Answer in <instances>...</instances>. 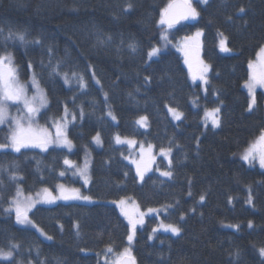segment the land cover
<instances>
[{"label":"trees","instance_id":"1","mask_svg":"<svg viewBox=\"0 0 264 264\" xmlns=\"http://www.w3.org/2000/svg\"><path fill=\"white\" fill-rule=\"evenodd\" d=\"M172 1L0 0V42L9 29L41 41L26 46L10 41L7 49L0 46V55L12 53L22 80L35 71L48 99L41 119L61 118L67 107L75 147L0 149V249L7 251L10 242L19 245L13 260L0 259V264H106L109 247L119 252L127 245L129 224L112 203L127 196L144 209L170 205L137 230L132 254L138 264H264L259 255L264 169L240 158L264 129V91H257L249 111L244 87L249 61L264 45V0H196L197 19L173 26L172 41L203 29V58L210 66L206 87L190 79L182 54L172 46L149 59L150 50L162 44L167 25L159 23L161 11ZM128 4L132 7L125 10ZM220 33L230 52L220 50ZM98 36L111 40L101 44ZM56 65L58 75L52 72ZM169 106L183 113L181 120L171 117ZM207 108L220 109L219 127L203 122ZM142 116L148 128L137 123ZM8 134V126L0 125V143ZM97 134L99 147L93 143ZM116 135L170 148V161L159 157L157 170L140 182L126 160L130 149L116 145ZM86 153L91 155L88 187L64 163L81 165ZM166 170L171 177L161 175ZM13 173L22 179L10 180ZM61 182L79 187L93 201L39 204L29 214L30 225L17 224L14 213L5 212L17 185L33 193ZM162 223L179 227V235L153 231ZM237 251L238 260L231 255Z\"/></svg>","mask_w":264,"mask_h":264},{"label":"snow or ice","instance_id":"2","mask_svg":"<svg viewBox=\"0 0 264 264\" xmlns=\"http://www.w3.org/2000/svg\"><path fill=\"white\" fill-rule=\"evenodd\" d=\"M201 3H207V0H200ZM132 5L128 4L125 10L131 9ZM240 12H244V8L239 9ZM199 13L196 8L193 6L192 0H181L180 4L175 2L169 3L162 11L160 16L159 23L161 25H167L168 28H172L175 23H178L181 19H195ZM4 32L3 28H0V34ZM197 36L200 35L198 32ZM167 39V37H163ZM99 43L103 44L111 40V37L103 39L97 37ZM13 44L19 43L20 45L26 46L29 43L40 44L39 39H33L29 41L28 33L23 30H8L6 36L3 37V41L0 42V46L5 49L8 48L9 42ZM133 51H135L134 45H129ZM221 50L224 52L230 51L229 48L225 46V41L221 40ZM51 51V49H49ZM160 48H152L148 53L149 58L159 55ZM187 55V53H186ZM51 64V61L49 62ZM187 63V60H186ZM202 64V62H201ZM32 63H28V68L32 69ZM249 78L245 83V87L248 90L250 97V102L248 104V110L252 111L256 104L255 91L257 88H264V45H262L256 53V60L249 61ZM59 65H56L52 68V72L59 74ZM209 70L208 65H202L200 69V79L207 83L204 73ZM73 76H77L76 73H72ZM78 82L80 87L86 88L87 84L84 81L83 76H78ZM196 77L194 76L193 79ZM64 82L69 83V77L67 73L63 75ZM99 83V81H97ZM29 84L32 88L35 89L33 95H28ZM106 95V94H105ZM48 104V99L43 89L40 87V83L37 79L35 71H32L29 82L21 83L19 77V69L15 63L14 56L11 52L5 51L4 54L0 55V125L7 124L9 125L10 131L6 136L5 143H0V149L11 148L15 152H20L21 149L29 147H38L43 151H47L50 145L56 146H66L69 149L72 147L71 140L68 139L66 128H67V107H65V115L59 120L53 121V127L55 128V134L53 136L52 132L48 128H40L36 126V117L40 113L42 108H45ZM15 106L17 110V115L13 116L11 114V107ZM169 111L172 113L173 117L176 120H180L183 116V113L178 112L176 109L170 108ZM220 111L219 108L212 109L211 112H205V116H212V124L214 127L219 126V119L216 114ZM83 113L81 112V115ZM111 115V113H109ZM115 119V117H112ZM75 119V116H73ZM147 118L141 117L137 123L141 126H145ZM97 143H100L99 135L94 138ZM117 143H134L130 140H122L119 136L116 137ZM151 148V146H149ZM171 149L168 152L161 150L162 155H168ZM241 159L249 164L253 161H258L259 166L264 168V129H261L260 134L256 139L250 143L249 147L242 154ZM64 163L69 167H75L71 160L65 159ZM147 170V168H145ZM79 174L84 177L85 183H88V165L85 164L83 169H79ZM137 172L141 179H143V172L141 171L140 165H137ZM60 175H64V172H61ZM161 175L171 177L172 173L170 171L162 172ZM9 179L12 181H17L22 179L17 177L14 173L9 176ZM3 184V181H0V185ZM60 195L53 196L52 193L45 188L43 194L37 193L36 198H33L31 195H25L23 189L17 185L15 195L9 203V207L5 209V212L15 215V220L17 224L20 225H30L32 224L31 219L29 218V212L35 207V204L38 202L42 203H53L56 199H83L90 200L89 196L81 195L78 189H67L64 185L59 186ZM2 198V197H0ZM201 201L204 200V196L200 197ZM249 203H251V197H249ZM124 201H120V205L123 206ZM123 210V209H122ZM149 211H153L150 209ZM128 216V213H124ZM183 219V217H181ZM142 217L140 219H133L129 216V224L131 226V232L128 235L127 239L129 244H131L136 231V225L142 223ZM78 227V225H77ZM165 231H170L175 235H179L181 229L175 225L167 224L161 225ZM238 227V226H235ZM249 227H252V223L249 222ZM153 231H156L154 229ZM43 234V233H42ZM47 239L51 240L52 237L48 236ZM19 245L10 242L9 249L4 251L0 249V259L11 261L14 258V250H18ZM107 252L112 253L113 249L109 247ZM39 255V252H37ZM234 255L238 260L240 258L239 251L231 254ZM259 255L264 257V247L259 249ZM20 264V262H17ZM31 264V261H29ZM39 264H45L44 261H40ZM106 264L109 262L106 259ZM110 264H135V257L132 256L130 248H125L122 252L116 254Z\"/></svg>","mask_w":264,"mask_h":264},{"label":"rangeland","instance_id":"3","mask_svg":"<svg viewBox=\"0 0 264 264\" xmlns=\"http://www.w3.org/2000/svg\"><path fill=\"white\" fill-rule=\"evenodd\" d=\"M194 1L196 0H192V3L194 4ZM200 1V0H199ZM173 29L172 28H168V26H166V28L164 29L163 33H162V44H160L159 46H157L156 48H160L161 51H164L166 50L169 46H172L174 49H176L178 52H180L183 56V59H184V63L185 65L187 66L188 68V71H189V76H190V79L194 82V83H201L204 87H206V84L204 83L203 80H201L199 77H200V69L202 67V65H208L209 67V70L204 73V76H205V79L208 80V74L210 72V66L209 64L205 61V59L203 58V29H199L198 31H196L195 33H193L192 35L190 36H187V37H184L183 39H178L177 41H172L169 39V34L171 33V30ZM200 33L199 36H197L196 34L197 33ZM163 37H167V39H164ZM221 40H224L225 41V46L227 48L230 49V47L228 46L227 44V39L225 37V35L223 33H220L219 36H218V44H219V48L221 50ZM151 51V50H150ZM160 51V52H161ZM222 51V50H221ZM224 52V51H222ZM230 52V51H228ZM187 53V55H186ZM227 53V52H225ZM2 55V54H1ZM158 56V55H157ZM154 57L156 56H153L151 58H149L150 60L153 59ZM186 60H187V63H186ZM256 60V56L255 58L251 59V61H255ZM202 62V64H201ZM196 77L195 79H193V77ZM20 77V76H19ZM30 79L28 80H22L20 78V81L21 83H27L29 82ZM247 81V80H246ZM246 83V82H245ZM245 85V84H244ZM40 87L43 89L44 93L46 94L45 92V89L41 86L40 84ZM245 87V86H244ZM246 88V87H245ZM247 90V88H246ZM258 90H263L264 91V88H257L256 91H255V97H256V103H257V91ZM248 91V90H247ZM35 92V89L32 88L29 84V87H28V95L31 96L33 95ZM47 96V95H46ZM256 105V104H255ZM47 107V106H46ZM45 107V108H46ZM45 108H42L40 113L37 115L36 117V126L40 127V128H48L50 132H52L53 136L55 134V128L53 127V121L54 120H59L60 118H53V117H46L44 120L41 119V114L42 112L45 110ZM172 108V109H176L178 112H181L179 109L175 108V107H171L169 106L168 107V110ZM212 109H215V108H207L203 111V122L206 124V125H212V116L209 115V116H205V112H211ZM11 114L13 116L17 115V110H16V107L15 106H12L11 109ZM109 113H111V115H109ZM108 113L109 116L111 117H115V120H116V116L115 114L110 110ZM171 117L176 120L172 113L169 111ZM182 113V112H181ZM65 115V114H64ZM218 119H219V122H220V111L218 114H216ZM142 117H146L147 116H142ZM183 117V116H182ZM141 119V117H139L137 119V121H139ZM182 119V118H181ZM180 119V120H181ZM176 121H179V120H176ZM69 124H70V121H69V118L67 117V128H66V133H67V137L69 140H71V138L69 137V133H68V128H69ZM139 124V123H138ZM7 125V124H6ZM140 125V124H139ZM220 125V123H219ZM8 126V130L10 131V128H9V125ZM141 126V125H140ZM141 127H144V128H148V118L146 120V123H145V126H141ZM219 127V126H218ZM97 135H99V139H100V143H97L96 140L94 139L95 137H97ZM94 136L93 138V143L96 145V146H102V138H101V135L100 134H97ZM119 136L122 140H130V141H134V143H117L116 142V137ZM255 140V139H254ZM253 140V141H254ZM252 141V142H253ZM72 142V147L69 149L68 147L66 146H56V145H50L48 148L50 147H63V148H66L70 151H72L75 147H74V143L73 141L71 140ZM114 142L116 145H126L128 146V148L130 149V154L126 156V160L132 164L134 167H135V170L137 172V165L139 164L140 165V168H141V171L143 172V179L140 178V176L138 175V172H137V175L139 177V180L140 182H143L145 177L150 174L151 172L157 170L156 168V164H157V160L159 157H163L165 158L167 161H170V158H171V151L168 155H162L161 154V150L163 149L165 152H168V150L170 148H157L154 144L152 143H141L138 141L137 138L135 137H129V136H121V135H116L114 137ZM251 142V143H252ZM149 146H151V148H149ZM249 147V146H248ZM247 147V148H248ZM246 148V149H247ZM245 149V150H246ZM242 151V153L240 154V158L242 156V154L245 152ZM72 161V160H71ZM73 164L75 165V167H69L67 165V167H69V173L74 175V176H79L82 178L84 184L86 185V187H88L90 185V182H91V155L90 153H86L85 154V157H84V162L83 164H78L76 163L75 161H72ZM87 163L88 165V172H87V175H88V183L86 184L85 183V180H84V177H82L80 174H79V169H83L85 164ZM248 163V162H247ZM249 164V163H248ZM249 165H257L259 166V163L258 161H253V163L249 164ZM260 167V166H259ZM145 168H147V170H145ZM261 168V167H260ZM264 169V168H262ZM169 170H166V171H160V173L162 172H167ZM67 174V171H64V175L62 176H65ZM60 185H64L65 188L67 189H78L79 192L81 193V195H84V196H89L88 194L82 192V190L79 188V187H76L74 185H68L64 182H61L59 183L56 187L54 188H51V187H43L41 188L40 190L36 191V192H33V193H27L25 192L24 190V193L25 195H31L33 198H36V194L37 193H41L43 194V190L45 188H47L53 196H59L60 195V192H59V186ZM21 187V186H20ZM22 188V187H21ZM23 189V188H22ZM16 191V190H15ZM15 195V193H14ZM13 195V196H14ZM90 197V196H89ZM13 198V197H12ZM91 198V197H90ZM59 200H64V199H56L54 202L56 201H59ZM69 200H81V201H93V198H91L90 200H83V199H69ZM124 201V204L123 206L120 205V201ZM66 201V200H65ZM112 203H114L118 209L120 210V212L122 213V215L126 218L128 224H129V216H131L133 219H140L142 217V220L143 222L142 223H138L136 225V231H135V236L131 242V244H129V241L127 239V245L125 248H130L131 250V254L133 253V245H134V242H135V238H136V235H137V230L143 226L148 218V216H158V217H161V213L163 212H166L167 209L170 207V205H164V206H159V207H149V208H146L144 209L140 203L138 202L137 199H135L134 197L132 196H127V197H123V198H120L118 200H114L112 201ZM39 204H42V202H38L35 204V206L39 205ZM9 207V206H8ZM34 208V207H33ZM32 208V209H33ZM123 209V210H122ZM150 209H152L153 211H149ZM31 212V211H30ZM29 212V214H30ZM127 212L128 213V216H126L124 213ZM29 218H30V215H29ZM31 219V218H30ZM32 221V224L34 223L33 220ZM163 225H165L164 223H162ZM161 224V225H162ZM158 226L156 228V230H159V229H163V227ZM129 227H130V232H131V226L129 224ZM164 230V229H163ZM130 234V233H129ZM112 248V247H111ZM124 248V249H125ZM123 249V250H124ZM122 250V251H123ZM122 251H119V252H116L113 250V252L111 253V256L108 260L109 264L110 262L113 260L114 256ZM133 256V254H132Z\"/></svg>","mask_w":264,"mask_h":264},{"label":"water","instance_id":"4","mask_svg":"<svg viewBox=\"0 0 264 264\" xmlns=\"http://www.w3.org/2000/svg\"><path fill=\"white\" fill-rule=\"evenodd\" d=\"M173 2H175L176 4H180L181 3V0H173L171 3H173ZM197 17L195 19L189 18V19H186V20L195 21L197 19ZM182 20H184V19L179 20V22L178 23H175L174 25L179 24ZM135 264H138L136 260H135Z\"/></svg>","mask_w":264,"mask_h":264}]
</instances>
